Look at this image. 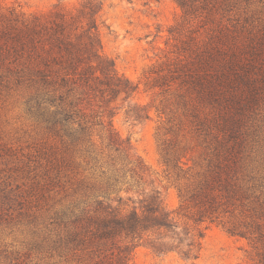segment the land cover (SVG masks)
Segmentation results:
<instances>
[{
	"label": "trees",
	"instance_id": "obj_1",
	"mask_svg": "<svg viewBox=\"0 0 264 264\" xmlns=\"http://www.w3.org/2000/svg\"><path fill=\"white\" fill-rule=\"evenodd\" d=\"M176 2L183 10L180 27H193L198 19L205 20L202 28L211 26L188 39L171 30L181 47L156 79L160 87L177 91L189 133L204 149L197 171V166L185 170L188 162L174 148L162 149L165 165L182 183L174 212L131 141L113 129L119 101L129 102L139 87L103 54L97 23L103 3L87 0L76 15L0 11V89L28 91L26 105L49 132L101 169V185L82 182L77 188L82 198L63 212L68 214L64 241L68 249L84 252L88 264H130L141 245L196 261L206 223L249 239L264 264V226L258 222L264 221V202L250 200L257 179L249 173L242 133L249 109L264 98V33L249 36L244 26L224 24L240 0ZM129 113L135 122L150 118L139 106Z\"/></svg>",
	"mask_w": 264,
	"mask_h": 264
},
{
	"label": "rangeland",
	"instance_id": "obj_2",
	"mask_svg": "<svg viewBox=\"0 0 264 264\" xmlns=\"http://www.w3.org/2000/svg\"><path fill=\"white\" fill-rule=\"evenodd\" d=\"M86 1L0 0V11L76 15ZM97 1L103 3L97 15L103 54L114 60L120 75L139 87L129 102L119 101L121 108L113 117V129L121 139L131 141L162 190L165 206L174 212L180 205L178 189L182 183L176 181V171L165 165L162 149L174 148L184 156L183 162H188L184 169L197 166L195 171L202 165L204 149L189 133L191 128L177 91L160 87L162 82L156 79L181 47L171 30L181 31L183 39H188L194 33L195 37L205 34L211 25L202 28L205 20L198 19L193 27H180L183 10L176 0ZM229 14L224 24L244 26L249 36L254 31L264 33V0H240ZM228 18L231 20L226 21ZM28 96L25 89H0V264H88L84 252L68 249L64 241L63 223L68 214L63 212L82 198L77 191L82 182L101 185V169L55 138L36 110L26 105ZM135 106L146 108L150 118L135 122L129 113ZM242 133L249 173L257 179L255 189L249 191L250 200L263 203L264 98L249 109ZM94 140L100 145L97 135ZM58 163L64 166L61 175ZM96 194L103 198L102 193ZM258 222L264 226V221ZM201 230L202 250L196 261H188L178 253L159 255L141 245L135 249L130 264H260L258 250L249 239L232 236L216 223L202 224Z\"/></svg>",
	"mask_w": 264,
	"mask_h": 264
}]
</instances>
